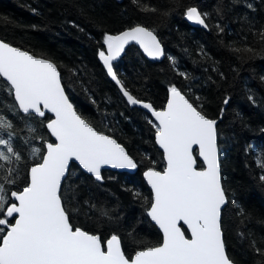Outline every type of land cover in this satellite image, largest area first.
I'll use <instances>...</instances> for the list:
<instances>
[{"label": "trees", "instance_id": "obj_1", "mask_svg": "<svg viewBox=\"0 0 264 264\" xmlns=\"http://www.w3.org/2000/svg\"><path fill=\"white\" fill-rule=\"evenodd\" d=\"M141 4L157 11H141L132 0H0V39L52 60L77 113L121 143L138 165L134 173L103 169V179L97 181L71 164L61 189L70 222L99 234L102 242L117 235L128 258L137 249L161 242L146 214L151 192L142 177L147 167H164L155 128L144 110L129 105L99 59V51L106 52V33L115 35L140 24L154 30L165 56L148 60L130 44L113 64L119 80L136 99L155 109L164 106L174 85L201 113L220 116L216 131L227 196L221 213L226 253L234 264H264V181L260 180L264 168L257 162L264 159V37L260 35L264 0H141ZM188 7L207 14V29L188 24L184 18ZM6 87L0 77V114L12 123L11 143L21 156L11 164L0 161L4 165L0 176H6L9 168L19 176L14 184L5 185L10 196L11 190L23 189L29 167L41 161L32 148H40L42 155L45 141L52 140L45 127L50 116H26ZM0 139H9L7 131L0 132ZM0 151L7 149L0 146Z\"/></svg>", "mask_w": 264, "mask_h": 264}, {"label": "snow or ice", "instance_id": "obj_2", "mask_svg": "<svg viewBox=\"0 0 264 264\" xmlns=\"http://www.w3.org/2000/svg\"><path fill=\"white\" fill-rule=\"evenodd\" d=\"M132 3L140 4L144 12L157 11L141 4V0ZM184 15L189 21L209 27L207 14H201L196 7H188ZM260 35L264 37V33ZM130 41L139 44L153 59L164 54L154 30L138 24L118 35L106 33L103 42L107 52L100 50L99 59L112 80L120 85L128 103L142 104L155 117L149 122L155 128L156 143L163 149L167 167L163 172L149 169L144 176L152 189L147 214L162 230L163 244L136 251L129 259L117 235L106 241L105 251L98 235L74 228L61 195L62 181L71 171L70 161H78L97 181L103 179L102 165L135 169L137 163L115 139L91 127L77 113L52 60L0 41V77L7 82L6 90L14 96L19 111L26 116L35 113L45 117L47 110L55 117L46 125L55 142L45 141L47 151L42 155L40 148H32L33 155L42 162L30 168L22 191L11 190L9 196L5 187L19 178L18 173L13 175L16 169L9 168L6 176H0V264H234L222 238L221 213L227 196L217 157V121L202 114L174 85L168 89L166 107L159 111L131 95L117 78L112 64ZM12 129V123L0 114V132L7 131L9 137L0 139V146L7 149L0 151V161L5 164L21 160L11 143ZM34 131L29 128V132ZM194 145H198L199 156L206 165L203 170L194 167ZM257 162L264 168V159ZM2 171L4 165L0 164ZM260 180L264 181V174ZM179 221L187 226L191 238H186Z\"/></svg>", "mask_w": 264, "mask_h": 264}, {"label": "water", "instance_id": "obj_3", "mask_svg": "<svg viewBox=\"0 0 264 264\" xmlns=\"http://www.w3.org/2000/svg\"><path fill=\"white\" fill-rule=\"evenodd\" d=\"M116 1H118V2H121L122 0H116ZM184 18H185V20L188 22V24H190L191 26H193V27H199V28H203V29H207V28H205V27H203V26H201V25H199V24H196V23H194V22H192V21H189L187 18H186V16L184 15ZM136 25H138V24H136ZM136 25H133V26H130V27H127V28H125V29H123V30H121V31H119L118 33H116L115 35H118L119 33H121V32H123V31H125V30H127V29H129V28H131V27H134V26H136ZM140 25V24H139ZM143 26V25H142ZM156 35V34H155ZM158 38V37H157ZM159 40V39H158ZM0 41H3L2 39H0ZM160 41V40H159ZM5 42V41H4ZM8 43V42H7ZM161 43V42H160ZM10 44V43H9ZM130 44H133L134 46H136L139 50H140V52L143 54V56L146 58V59H148V60H151V61H160L161 59H163V57L165 56V51H164V47H163V45L161 44V47H162V49H163V52H164V54L159 58V59H153V58H151V57H149L145 52H144V50L140 47V45L139 44H137L135 41H130L128 44H126L125 45V48H124V51L120 54V56H118L114 61H112V64H114L115 62H117L119 59H120V57L124 54V52H125V50H126V48L130 45ZM11 46H14V45H12V44H10ZM14 47H17V46H14ZM17 48H19V47H17ZM19 49H21V50H23V51H26V52H28L29 54H31V55H34V54H32V53H30L29 51H27V50H24V49H22V48H19ZM106 52H107V49H106ZM34 56H37V55H34ZM37 57H41V56H37ZM42 58H44V57H42ZM45 59H48V58H45ZM53 62V61H52ZM101 63H102V65H103V62L101 61ZM104 67V66H103ZM114 68V67H113ZM58 69V68H57ZM104 70H105V72H106V74H107V76L109 77V79L112 81V82H114L115 84H116V86H117V88H118V90L120 91V85H117V83L114 81V80H112V78L108 75V73H107V70L104 68ZM59 71V70H58ZM115 71V70H114ZM60 73V72H59ZM2 78V77H1ZM117 78H118V76H117ZM3 79V78H2ZM119 79V78H118ZM63 86V85H62ZM66 93V92H65ZM120 93L123 95V93L120 91ZM131 94V93H130ZM183 94V93H182ZM67 95V94H66ZM132 95V94H131ZM184 95V94H183ZM124 96V95H123ZM168 96H169V93H168ZM185 96V95H184ZM125 97V96H124ZM185 98L186 99H188L186 96H185ZM13 99H14V96H13ZM125 99H126V101H127V98L125 97ZM167 99H168V97H167ZM15 101V100H14ZM140 101H142V102H146V103H149V102H147V101H143V100H140ZM69 102L71 103V101L69 100ZM128 102V101H127ZM192 103V102H191ZM130 106H135V107H137V108H140V109H142V110H144L148 115H149V117H150V119L152 120V121H154L155 120V117H153L152 116V114H151V112L150 111H148L147 109H145V108H143L142 107V104H136V105H131V104H129ZM166 105H167V100H166V102H165V104H164V106L162 107V108H157V109H155V110H163L165 107H166ZM17 107H18V105H17ZM42 107V106H41ZM74 107V106H73ZM19 109V108H18ZM75 109V108H74ZM21 112V111H20ZM45 112H46V114H48L49 116H50V119H54L55 117H54V114H52V113H50V112H47V110H45ZM23 113V112H22ZM32 114H34V115H36L35 113H32ZM203 114V113H202ZM206 116V115H205ZM207 117V116H206ZM207 118H209V119H215L217 122H218V120H219V118H220V116L218 117V118H210V117H207ZM47 123H48V121L46 122V124H45V127H46V130L48 131V133H49V135H50V138H51V140L52 141H50V142H55V137H52L51 136V133L49 132V130L47 129ZM90 125V124H89ZM217 125V124H216ZM91 126V125H90ZM91 127H93V126H91ZM94 128V127H93ZM95 129V128H94ZM98 131V130H97ZM100 132V131H99ZM101 133H103V132H101ZM103 134H105V133H103ZM105 135H107V134H105ZM107 136H109L110 138H112V139H115V138H113L112 136H110V135H107ZM154 139H155V143H156V136L154 135ZM116 140V139H115ZM117 141V140H116ZM117 143L118 144H120L124 149H125V151L127 152V150H126V148L121 144V143H119L118 141H117ZM156 145H157V147H158V149L161 151V153H162V157H163V160H164V167L161 169V170H158V169H155V168H153V167H147V168H145L143 171H142V177H143V180L145 181V183H146V185H147V187L149 188V190H150V192H151V198H152V189H151V185H149V183H148V181H147V179L145 178V176H144V172L145 171H148L149 169H152V170H154V171H159V172H163L164 171V169L167 167V162H166V160L164 159V152H163V149L162 148H160V146L156 143ZM193 148H194V159L196 160V164L194 165V167L196 168V170H203L205 167H206V165H204V162H203V159L199 156V147H198V145H194L193 146ZM46 151H47V148H46V144H45V151H44V153H46ZM43 153V154H44ZM128 153V152H127ZM130 156V155H129ZM131 157V156H130ZM217 157H218V163H219V166H220V162H219V150H218V140H217ZM134 160V159H133ZM42 162V159H41V161L40 162H38V163H41ZM134 162H135V160H134ZM35 164H37V163H35ZM35 164H33V165H31L30 167H29V170H28V173H29V171H30V168L32 167V166H34ZM71 164H75L78 168H80V170H82L83 172H85V173H87L86 172V170H84L80 165H79V162L78 161H70V165ZM198 164H201V166H198ZM137 168H138V165H137ZM137 168H135V169H127V168H113V167H111L110 165H102L101 166V171L103 170V169H109V170H113V171H118V172H128V173H134V172H136V170H137ZM68 173V172H67ZM67 173H66V175H67ZM87 174H89V175H91L90 173H87ZM92 176V175H91ZM93 178H95L94 176H92ZM220 178H221V174H220ZM63 182V181H62ZM221 184H222V182H221ZM19 191H22V189L21 190H19ZM225 206V205H224ZM224 206L222 207V209L224 208ZM150 207H151V204H150V206L148 207V209H147V211H146V214L148 213V210H150ZM147 217L149 218V220L156 226V228L159 230V232H160V234H161V242L158 244V245H155V246H160V245H162L163 244V239H164V237H163V232H162V230L160 229V227H159V225L158 224H156V222L154 221V220H152V218L150 217V216H148V214H147ZM178 226L181 228V230L183 231V232H185V235H186V238H191V234H190V232L188 231V229H187V226L186 225H184L183 224V221H179L178 222ZM75 228V227H74ZM82 229V228H81ZM82 230H84V229H82ZM84 231H86V230H84ZM88 232V231H87ZM89 234H94V235H98L99 237H100V235L99 234H97V233H91V232H88ZM112 235H115V234H112ZM112 235H110L108 238H106L103 242H104V250L106 251L107 250V248H106V241L108 240V239H110L111 238V236ZM118 237V236H117ZM119 238V237H118ZM222 238H223V233H222ZM155 246H149V247H155ZM148 247H145V248H142V249H137V250H135V252L136 251H140V250H146ZM121 249H122V245H121ZM122 251H123V249H122ZM135 252L131 255V257L129 258V259H131L132 257H134V255H135Z\"/></svg>", "mask_w": 264, "mask_h": 264}]
</instances>
